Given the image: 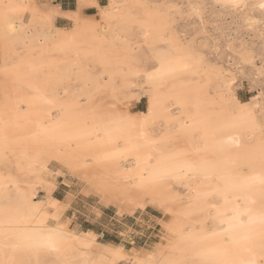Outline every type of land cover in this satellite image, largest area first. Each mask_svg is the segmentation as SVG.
Segmentation results:
<instances>
[{
    "label": "bare ground",
    "instance_id": "1",
    "mask_svg": "<svg viewBox=\"0 0 264 264\" xmlns=\"http://www.w3.org/2000/svg\"><path fill=\"white\" fill-rule=\"evenodd\" d=\"M211 1L222 11L264 13V0ZM3 4L31 7L9 9L7 22L0 7V264H103L94 234L70 228L64 202L35 200L39 189L55 186L56 168L68 170L84 193L97 194L120 214L162 210L167 219L160 246L131 249L134 263L196 264L193 252L222 238L209 237L195 249L190 238L226 227L211 219L215 209L209 205L223 206L217 190L227 187L229 176L264 171V120L256 104L238 99L233 80L180 35L176 4L108 0L102 6L98 0H78L76 9L63 12L50 0H0ZM89 8L97 12L88 13ZM59 14L69 18L70 27L55 25ZM161 52L173 54L161 64L156 55ZM139 83L148 92L144 110L135 109L132 88ZM144 118L148 142L140 139L138 150L117 155L132 147L128 129ZM224 122L235 126L221 128ZM229 137L239 147L227 146ZM174 174L182 179H172ZM180 186L190 194L187 203L179 201ZM239 194L250 196L249 206L257 212L264 207L258 191ZM58 227L61 240L51 251L42 245L47 230ZM5 232L13 237L8 247ZM244 235L250 258L260 264L259 226ZM181 247L187 251H178Z\"/></svg>",
    "mask_w": 264,
    "mask_h": 264
},
{
    "label": "rangeland",
    "instance_id": "2",
    "mask_svg": "<svg viewBox=\"0 0 264 264\" xmlns=\"http://www.w3.org/2000/svg\"><path fill=\"white\" fill-rule=\"evenodd\" d=\"M50 1L59 6L62 12L76 9L78 2ZM150 1L159 5H178L181 13L177 15L176 28L180 35L203 49L210 64L220 68L227 78L233 80L232 88L238 99L256 104V112L264 120V13L250 8L222 11L211 0H194L192 4L187 0ZM98 2L102 6L108 4V0ZM87 12L94 14L97 10L89 8ZM59 15L55 25L70 27L69 18ZM246 16L250 19L246 20ZM144 86V83H139L132 88L138 96L135 105L138 110H144L147 104L148 92ZM57 170L60 173L55 172ZM53 174L55 186L51 187L53 191L49 190L51 194L46 189H39L35 200L45 203L48 199L56 198L64 202L65 215L71 218L70 228L78 232L91 231L99 247L97 253L104 251L102 259H108L109 256L108 260L101 259L103 264H137L128 255L131 249L156 250L160 246L163 221L167 219L161 209L149 207L145 211L138 209L133 213L120 214L116 207L104 205L97 194L84 193L78 179L68 170L56 168ZM178 190L180 203H187L190 199L188 191L181 186ZM102 243H111L112 246H105L104 249ZM116 247L124 249L123 260H114L111 256Z\"/></svg>",
    "mask_w": 264,
    "mask_h": 264
},
{
    "label": "snow or ice",
    "instance_id": "3",
    "mask_svg": "<svg viewBox=\"0 0 264 264\" xmlns=\"http://www.w3.org/2000/svg\"><path fill=\"white\" fill-rule=\"evenodd\" d=\"M4 9L3 18L7 22V11L9 9L14 10H26L27 7L24 5H11L3 4L0 6ZM109 7H115V5H109ZM264 8V4L261 5ZM51 14H49V19ZM9 30L12 31L11 24H8ZM171 52H161L157 53V58L160 60L161 64L164 63L165 59L171 56ZM161 70H157V74H160ZM151 76V74H149ZM46 103H51V101H45ZM247 106L240 105L242 110H245ZM246 115H251L250 112H246ZM235 125L228 122H224L220 125L221 128L234 127ZM143 139L145 142H148V131H147V118H144L143 123L139 127H131L128 129V137L126 142L131 143L132 147L126 149L123 153H116L117 155H127L138 150L140 145L138 140ZM227 146H236L239 147V141L229 137ZM137 159H139L137 157ZM260 163L264 166V144L261 148V159ZM158 178H165L164 175L159 176ZM175 180L182 179L181 174H174L171 177ZM227 187L221 191L223 196V206H217L216 204H210L209 207L215 209V216L211 217L218 221L221 225H226L222 227L219 231H212L202 236L190 238L191 247L196 248L197 245L203 243L209 237H220L222 238L221 242L212 246H208L203 251H194L193 257L196 264H255V260L250 258L249 252L251 245L249 243V237L244 235L245 230L259 226L260 237H261V247L264 248V207H262L259 212L254 210L250 204L254 203L251 200V197L248 195H240L241 192H251L256 190L259 192L260 196L264 198V171L259 173H252L250 175H242L239 177H227ZM212 193H205V195H211ZM231 197V198H230ZM245 200L248 203L244 206L241 205L240 201ZM43 230V229H42ZM62 229L60 227L55 229H48V235L44 239L42 246L47 247L51 251H57L58 245L60 243L61 237L59 235ZM240 233L241 235H237ZM5 246H11L12 244V234L5 232ZM27 235V233H25ZM181 253L187 251L186 248L177 249ZM111 256L114 260H123L124 256L120 250H114L111 252ZM7 264H12L11 261H8ZM139 264H152L151 260L145 262L141 261ZM166 264H186L184 260L171 259L166 262ZM260 264H264V258H261Z\"/></svg>",
    "mask_w": 264,
    "mask_h": 264
}]
</instances>
